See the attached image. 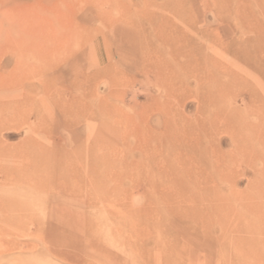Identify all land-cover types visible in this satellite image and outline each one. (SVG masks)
<instances>
[{"label":"rangeland","instance_id":"374dc122","mask_svg":"<svg viewBox=\"0 0 264 264\" xmlns=\"http://www.w3.org/2000/svg\"><path fill=\"white\" fill-rule=\"evenodd\" d=\"M0 80V264H264V0H0Z\"/></svg>","mask_w":264,"mask_h":264},{"label":"bare ground","instance_id":"6f19581e","mask_svg":"<svg viewBox=\"0 0 264 264\" xmlns=\"http://www.w3.org/2000/svg\"><path fill=\"white\" fill-rule=\"evenodd\" d=\"M51 5H48V6H46L45 8H43V11L45 12V11H49V12H52V11H54L56 8H57V5L56 4H52V3H50ZM42 12V11H41ZM43 12V13H44ZM35 24H37V25H40V20H39V18H36V20H35ZM79 30V29H78ZM41 32V31H40ZM37 33H38V30H37ZM36 33V34H37ZM79 34V33H78ZM38 35H39V33H38ZM36 36L35 38H38L39 36ZM86 37V36H85ZM170 40V39H169ZM35 42L37 41V40H34ZM18 42H20V43H24V40H23V38H20V39H18ZM129 43H131V42H129ZM132 44V43H131ZM21 45V44H20ZM131 46V45H130ZM24 47V46H23ZM35 47H36V45H35ZM33 48L32 50H34V52H35V55H36V53L38 54V55H36V57L37 56H39V54H41L42 55V58H44V59H46L47 57L45 56L46 54H44L43 52H41L40 50H39V48L38 47H36V48ZM134 48V47H133ZM31 50V49H30ZM31 50V51H32ZM39 50V51H38ZM54 50V49H53ZM20 51V50H19ZM25 51V50H24ZM255 51V50H254ZM27 52H28V50H27ZM33 51H32V55H31V53L29 54V55H31V56H33L34 53ZM21 53H23V51L22 52H19L18 54L19 55H22ZM29 53V52H28ZM24 54V53H23ZM55 54V53H54ZM25 55V54H24ZM34 55V56H35ZM254 56V55H253ZM256 56H258V55H256ZM41 57V56H40ZM34 58V57H33ZM260 59H261V57H260ZM37 60H38V58H37ZM40 61H42L41 59H39ZM38 60V61H39ZM44 61V60H43ZM187 62V61H186ZM49 67V66H48ZM258 67V66H257ZM5 73V72H4ZM6 74V73H5ZM4 74V75H5ZM241 75V74H240ZM3 76V75H2ZM9 76V77H8ZM10 76H11V73L9 74L8 73V75H7V81H8V79L10 78ZM241 78V77H240ZM242 80V79H241ZM4 81H5V83H6V80H3V81H1L0 80V84H4ZM259 81V80H258ZM260 83V82H259ZM254 84V83H253ZM256 84V83H255ZM5 85V84H4ZM4 85H2V86H4ZM1 86V85H0ZM261 86V85H260ZM255 88V87H254ZM256 112V111H255ZM254 115H255V113H254ZM214 117V116H213ZM215 119V118H214ZM263 122V121H262ZM240 124V123H239ZM245 127V126H244ZM225 129V128H224ZM246 129V128H245ZM244 129V130H245ZM231 136V135H230ZM250 146V145H249ZM259 148H262L263 146H264V140H262L260 143H259V145H257ZM251 147V146H250ZM252 150V149H251ZM253 152V151H252ZM244 154V153H243ZM251 155V154H250ZM40 165V164H39ZM38 166V165H37ZM24 167V166H23ZM36 167V166H35ZM45 167V166H44ZM25 168V167H24ZM37 168H40L39 166L37 167ZM26 170H27V168H25ZM25 169H23V170H25ZM42 169V168H41ZM33 170V169H32ZM36 170V169H35ZM20 171H22V170H20ZM34 171V170H33ZM36 171H38V169L36 170ZM40 171V170H39ZM44 171V170H43ZM43 171L41 170V172L43 173ZM22 173V172H21ZM39 173V172H38ZM41 173V174H42ZM34 174H36V173H34ZM27 177H28V174L26 173L25 174ZM25 175H22V177L23 176H25ZM30 175V174H29ZM44 175V174H43ZM31 176V175H30ZM21 177V176H20ZM19 177V178H20ZM21 180V179H20ZM39 182V181H38ZM20 185H21V183H19ZM249 248V247H248Z\"/></svg>","mask_w":264,"mask_h":264}]
</instances>
